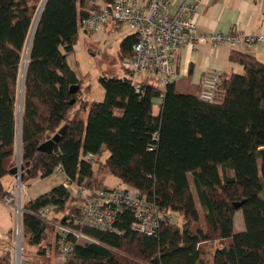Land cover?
<instances>
[{
	"label": "trees",
	"instance_id": "trees-1",
	"mask_svg": "<svg viewBox=\"0 0 264 264\" xmlns=\"http://www.w3.org/2000/svg\"><path fill=\"white\" fill-rule=\"evenodd\" d=\"M41 5L42 0H0V200L11 194L4 179L12 176L20 147L22 185L61 167L66 180L96 192L111 189L105 180L112 175L170 217L154 236L131 228V210L121 213L114 233L75 227L97 243L70 238L76 244L66 264H264V63L233 53L231 60L244 71L222 75L216 103L203 101L200 87L135 85L128 71L125 77L103 75L104 99L81 103L87 120L81 110L69 118L81 102L84 81L68 58L80 39V21L98 7L89 0H48L28 56L20 121L23 64ZM106 27L118 31L122 25ZM137 42L136 34L122 39L121 63ZM75 86L80 90L71 94ZM65 125L54 152H40ZM89 154L99 157L96 165L86 159ZM73 201L81 198L61 184L22 206L30 246L47 240L49 224L39 211L51 207L55 221L64 223V217L79 211L74 207L67 213ZM240 211L245 231L236 233ZM171 214L181 218V225L172 222ZM0 264L13 263L7 256Z\"/></svg>",
	"mask_w": 264,
	"mask_h": 264
},
{
	"label": "built area",
	"instance_id": "built-area-1",
	"mask_svg": "<svg viewBox=\"0 0 264 264\" xmlns=\"http://www.w3.org/2000/svg\"><path fill=\"white\" fill-rule=\"evenodd\" d=\"M198 1H185L174 12H170L171 0H112L102 5L97 4L96 0H89V3L97 6L98 10L90 11L89 15L80 21V34L98 33L102 27L111 23L126 26L132 31L130 34L138 36V42L133 46L131 56L123 61L124 69L130 73L135 85H139L145 76L163 88L175 82L178 59L184 46L198 47L204 43H212L236 48L241 43L248 46L264 43V35L258 34L230 33L225 36L199 34L196 24L189 19ZM222 81V74L219 72L205 75L200 83L199 97L208 103L218 102ZM86 159L93 165L99 161V157L94 154L87 155ZM57 172L63 173V169L60 167ZM63 184L67 189L74 188L82 203L77 214L71 218L64 217V223L54 224L56 241L63 257L72 256L76 243H97L90 236L77 231L75 227L117 232L119 216L125 210L133 212L131 228L148 236H154L162 222L170 221L165 211L150 203L143 194L134 189L116 186L108 190L90 192L68 180ZM4 202L13 207L12 204L15 203L13 193L6 196ZM38 216L43 222L53 224L54 210L51 207L43 208ZM70 238L75 239L76 243L74 244ZM15 247L13 262L32 264L25 258L24 249L18 241Z\"/></svg>",
	"mask_w": 264,
	"mask_h": 264
},
{
	"label": "rangeland",
	"instance_id": "rangeland-1",
	"mask_svg": "<svg viewBox=\"0 0 264 264\" xmlns=\"http://www.w3.org/2000/svg\"><path fill=\"white\" fill-rule=\"evenodd\" d=\"M43 4V0H42ZM42 6V5H41ZM36 21V20H35ZM102 27L97 35L93 38L86 39L83 43L81 40L75 47L74 53L70 55L68 58L69 64L72 69L77 73V75L84 81V91L81 98L85 101H102L104 99V88L101 86L99 82V77L106 75H118L120 77L127 76V72L122 66V63L119 59L118 52L120 49V42L122 39L128 34L132 33V31L126 26H122L118 31L107 30ZM22 79V78H21ZM153 81V80H151ZM158 86L162 87L158 83ZM20 98L18 100V107L20 111V102H21V88L19 92ZM159 104V101H158ZM81 108V104L75 106L69 113V118L75 117V111ZM81 110V109H80ZM156 112L158 109H155ZM19 113V112H18ZM80 117L84 120L88 118V111L81 110ZM108 152L103 155L102 160L108 156ZM256 174H258V162L254 160ZM17 166V165H16ZM16 179V178H15ZM61 181V176L58 172H55L51 178H46L42 180L34 181L31 187L22 185L21 189L18 190L17 182L10 184L9 180H6V187H11L10 193H13V197L15 198V203H13V207L0 204V237L3 242L0 244V258L3 257H11L16 254L15 243L18 241V244L24 249V255L28 260L33 261L35 264H66L70 258L63 257L59 252V247L56 241L55 235V226L57 223L55 219H53V224H49L47 240L39 247L30 246L27 236L24 233L23 226L21 225V229L19 231V209L16 206L18 201H21L22 206L26 201L30 199H35L40 195L52 190L54 185ZM117 179L112 175L107 177L106 183L109 186H114L117 183ZM54 184V185H52ZM121 187H125L122 185H118ZM192 188L195 193V188L192 180ZM72 197L78 198L75 194V189H71ZM196 194V193H195ZM82 203H74L70 202L67 206V213L70 212L74 207H81ZM9 206V207H8ZM198 208L201 212V207L198 202ZM23 213V208H22ZM202 214V213H201ZM60 216V215H57ZM55 218V216H54ZM172 222L181 225V218L176 214H171ZM235 218L237 219V229H235L236 233H240L239 223L243 219V213L240 211L236 214ZM203 221V220H202ZM14 228L9 235L8 240L4 238L11 230ZM218 247V246H217ZM206 256V255H205ZM211 256V253H210ZM207 259V258H206ZM210 259H212L210 257ZM13 264H15L13 262Z\"/></svg>",
	"mask_w": 264,
	"mask_h": 264
},
{
	"label": "crops",
	"instance_id": "crops-1",
	"mask_svg": "<svg viewBox=\"0 0 264 264\" xmlns=\"http://www.w3.org/2000/svg\"><path fill=\"white\" fill-rule=\"evenodd\" d=\"M185 1L188 0H171L170 12H174ZM96 2L99 5L106 3L104 0H96ZM189 19L196 24L198 33L201 35L219 34L225 36L230 33L264 35V0H199L193 13L189 15ZM104 28H106L105 31H113L108 27ZM96 35L97 33H82L79 38L83 43L86 39L93 38ZM233 53L248 54L264 63V43L255 44L253 46L241 43L236 48H231L226 44L214 45L212 43H204L198 47L187 45L180 51L177 65V78L175 82L178 83L181 90H192L193 88L199 89L201 80L205 75L215 72H219L222 75L242 73L244 68L231 60ZM143 82L156 84L155 81H151V78L145 76H143L140 80V83ZM83 89L84 86L80 94L81 102L78 104H81L82 102L90 103V101H84L81 98L84 91ZM160 102L161 101H159V104ZM159 104L156 107L158 111ZM77 110L79 111L80 109ZM58 174L61 176V181L57 182L55 185L52 184L54 185L53 187L63 184L66 180L64 173L58 172ZM49 178H51V176ZM6 180H9L10 184L17 182L13 176L6 177L4 179L5 187ZM106 180L105 184L110 188L121 184V182L117 179L118 181L116 185L109 186L106 183ZM33 183L34 181L29 184V187H31ZM7 188L8 187H6V189ZM8 189L11 191V187ZM31 200L33 199L29 198L26 203ZM3 203L5 204L4 201L0 200V204ZM239 227L241 232L245 231V224L242 221H240ZM13 229L14 228L12 227L4 238H9ZM235 229H237L236 218ZM1 238L2 237H0V244L3 242Z\"/></svg>",
	"mask_w": 264,
	"mask_h": 264
},
{
	"label": "water",
	"instance_id": "water-1",
	"mask_svg": "<svg viewBox=\"0 0 264 264\" xmlns=\"http://www.w3.org/2000/svg\"><path fill=\"white\" fill-rule=\"evenodd\" d=\"M48 0H44L43 4H42V7H41V10L38 14V17L35 21V24H34V28L32 30V33H31V36H30V40H29V43H28V48H27V54H26V58H25V61H24V64H23V73H22V83H21V102H20V113H19V120L21 121V112H22V98H23V86H24V77H25V71H26V66H27V63H28V56H29V52H30V49H31V45H32V41H33V37H34V34H35V31H36V28L39 24V20H40V17L42 15V12H43V9L46 5ZM80 90V86H75V87H72L70 92L71 94H77ZM76 102V100H73L71 104H74ZM67 130V125H65L64 127H62L60 129V131L49 141L43 143L40 147H39V151L40 152H43V153H47V154H51L54 152V150L56 149L57 145L60 143L63 135L65 134ZM25 170V167L23 166L22 164V155H21V148L19 147V151H18V154H17V166L15 168H13L10 172V174L16 178L17 180V187H18V190L21 189V186H22V178H23V172ZM237 209L240 208L241 206V203L240 204H236L235 205ZM17 207H18V211H19V230L21 229V225H22V204H21V201H18L17 202Z\"/></svg>",
	"mask_w": 264,
	"mask_h": 264
}]
</instances>
